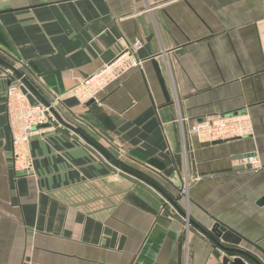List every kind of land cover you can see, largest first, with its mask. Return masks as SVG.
<instances>
[{"label":"crops","instance_id":"1","mask_svg":"<svg viewBox=\"0 0 264 264\" xmlns=\"http://www.w3.org/2000/svg\"><path fill=\"white\" fill-rule=\"evenodd\" d=\"M136 41L139 69L98 101L67 95L74 79ZM0 56L47 102L61 98L65 124L149 174L187 215L57 120L30 143L35 174L17 177L5 113L11 77L0 66V264H223L228 256L188 219L232 231L236 248L264 264V0H0ZM235 114L248 116L251 136L204 145L187 133Z\"/></svg>","mask_w":264,"mask_h":264},{"label":"built area","instance_id":"2","mask_svg":"<svg viewBox=\"0 0 264 264\" xmlns=\"http://www.w3.org/2000/svg\"><path fill=\"white\" fill-rule=\"evenodd\" d=\"M140 47V42L136 41L133 45L124 48L111 62L95 73L74 79V85L67 95L83 106L89 102L98 101V96L105 93L108 87L131 70L140 68L141 62L136 58V52ZM10 77L5 92V113L11 139V167L17 177H29L35 174L30 143L33 139L54 130L56 118L51 110L55 111L61 98L48 102V106L39 101L36 105H31L21 91L24 87L23 82L11 73ZM24 77L27 78L25 75ZM187 133L197 137L202 144H212L251 136L252 126L248 116L235 114L217 116L210 121L191 125ZM242 161L250 167L252 172L260 168L255 157H244Z\"/></svg>","mask_w":264,"mask_h":264},{"label":"water","instance_id":"3","mask_svg":"<svg viewBox=\"0 0 264 264\" xmlns=\"http://www.w3.org/2000/svg\"><path fill=\"white\" fill-rule=\"evenodd\" d=\"M151 63L155 69L159 84H160L163 92L166 93V89L164 86V80H163L162 74L160 72L159 65L154 59L151 60ZM0 66H2L8 72H10L12 74V76L20 79L23 82L24 87L21 88V91L24 95H26V97H27V99L31 105H36L38 101L43 103L46 106L49 105L48 102L38 93V91L28 81V79L24 77L22 72H20L17 68H15L9 62H7L1 56H0ZM51 112L54 115V117L56 118V120L62 126L68 128L74 134L79 136L88 146L92 147L94 150H96V152H98L100 155H102L113 167H115L117 170L129 175L130 177H132L136 180H139L140 182L144 183L145 185L149 186L150 188H152L160 196H162L165 199V201L168 204H170L176 210V212H178L182 217L186 218V216H187L186 213L183 212L178 207V205L167 195V193L162 188H160L159 186H157L156 184H154L150 180L146 179L145 177L121 166L120 164H118L117 162H115L114 160L109 158L107 156V154L100 147H98L96 144L89 141L88 138L82 132H80L79 130H77V129H75V128L67 125V124H65L59 118L56 111L51 110ZM204 145H208V144H204ZM249 156L250 155H247L244 157H249ZM239 158H242V157H239ZM259 204L264 205V198L260 201ZM187 221L191 226L197 227V229L204 236H206L209 240H211V242H213V244L219 250H221L226 256H228V257L223 259V264H247V263H249V264H260L256 258H254L250 254L236 248V247H239L241 239L236 234H234L232 231L226 229L225 227H223L219 224H215L210 230H205V229H202V228L196 226L192 220L188 219ZM221 243L228 244L230 246H233L234 248H225L224 246L221 245ZM230 257H233V258L230 259Z\"/></svg>","mask_w":264,"mask_h":264},{"label":"rangeland","instance_id":"4","mask_svg":"<svg viewBox=\"0 0 264 264\" xmlns=\"http://www.w3.org/2000/svg\"><path fill=\"white\" fill-rule=\"evenodd\" d=\"M114 172H116L117 173V171H115L114 170ZM145 173V172H144ZM122 176H124V178H128L127 176H125L124 174H122V173H120ZM147 174V173H146ZM147 176L149 177V174H147ZM151 177V176H150ZM151 178H153V177H151ZM117 179V178H116ZM116 179L114 178V182H113V184H115V185H117L118 183L116 182ZM154 179V178H153ZM128 180H130V181H132V182H136L135 180H132V179H130V178H128ZM157 182H159L157 179H155ZM162 184V183H161ZM182 187H183V185H182ZM180 188V187H179ZM178 196H184V192H183V189L182 190H180L179 192H178Z\"/></svg>","mask_w":264,"mask_h":264},{"label":"trees","instance_id":"5","mask_svg":"<svg viewBox=\"0 0 264 264\" xmlns=\"http://www.w3.org/2000/svg\"><path fill=\"white\" fill-rule=\"evenodd\" d=\"M3 58V57H2ZM5 59V58H4ZM7 61V60H6ZM134 172H136V171H134ZM136 173H138V172H136ZM139 175H141V176H143V177H145L146 179H148V180H150L151 182H153L154 184H156L154 181H152L151 179H149L148 177H146L145 175H143V174H141V173H138ZM157 185V184H156ZM158 186V185H157Z\"/></svg>","mask_w":264,"mask_h":264}]
</instances>
